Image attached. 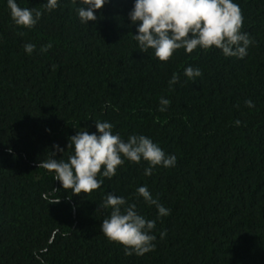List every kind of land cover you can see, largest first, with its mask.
<instances>
[{"label":"trees","instance_id":"16d2710c","mask_svg":"<svg viewBox=\"0 0 264 264\" xmlns=\"http://www.w3.org/2000/svg\"><path fill=\"white\" fill-rule=\"evenodd\" d=\"M45 2L17 0L42 12L26 28L0 0V264H264V0H234L253 40L244 59L198 48L167 62L137 46L134 0H109L88 25L76 14L83 0H59L53 11ZM189 65L202 76L187 79ZM173 73L180 79L170 89ZM161 97L171 101L165 112ZM96 120L124 139L152 138L176 166L145 176V162L126 161L88 195L63 190L38 163L67 159L69 138L96 132ZM141 185L169 216L157 219L136 199ZM109 192L157 219L154 251L127 256L100 232Z\"/></svg>","mask_w":264,"mask_h":264},{"label":"clouds","instance_id":"9594fccd","mask_svg":"<svg viewBox=\"0 0 264 264\" xmlns=\"http://www.w3.org/2000/svg\"><path fill=\"white\" fill-rule=\"evenodd\" d=\"M108 2L83 0L76 9L80 23L88 25L90 21H96L95 13ZM58 6L59 0H46L43 5L47 11H53ZM7 7L17 26L33 28L42 16V12L36 9L20 7L17 0H7ZM128 19L136 26L137 34L133 37L141 52L147 53L151 49L161 62H167L178 50L183 49L185 54H191L198 48L205 51L215 48L224 57L242 60L253 43L249 34L241 30L244 17L234 0H134ZM23 49L31 55L36 45L27 42ZM184 76L195 80L202 76V71L199 67L189 65L184 68ZM179 79V74L173 73L168 81L169 88L176 85ZM170 104L169 99L161 97L158 111H167ZM245 105L249 109L255 107L251 99L246 100ZM104 107H111V102L106 101ZM94 122L96 132L90 133L84 128L69 138L67 159L50 156L38 163V169L53 174L54 180L60 182L63 190L74 195H88L102 187V178L112 179L118 167L126 161L136 164L145 162V176H151L157 167L176 166L177 157L167 154L152 138L132 134L124 139L120 133L113 131L112 123L100 120ZM240 124L241 121H235L236 126ZM53 147L65 153L59 145ZM53 191L57 192L55 189ZM135 197L155 207L157 219L171 214V210L153 196L147 185L138 186ZM55 203H59V200L52 202ZM98 207L110 210V214L102 220L100 232L109 241L121 245L125 255L143 256L155 250L157 219L142 215L136 203H129L124 196L109 192ZM159 235L163 239L167 233L161 231Z\"/></svg>","mask_w":264,"mask_h":264}]
</instances>
